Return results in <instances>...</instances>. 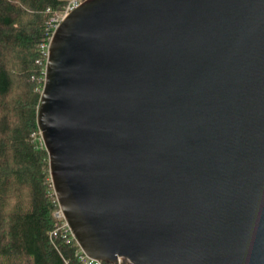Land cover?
<instances>
[{"label":"water","instance_id":"1","mask_svg":"<svg viewBox=\"0 0 264 264\" xmlns=\"http://www.w3.org/2000/svg\"><path fill=\"white\" fill-rule=\"evenodd\" d=\"M36 121L89 257L264 264V0H83Z\"/></svg>","mask_w":264,"mask_h":264},{"label":"trees","instance_id":"2","mask_svg":"<svg viewBox=\"0 0 264 264\" xmlns=\"http://www.w3.org/2000/svg\"><path fill=\"white\" fill-rule=\"evenodd\" d=\"M65 1L0 0V264L73 260L75 245L48 237L55 195L36 121L44 83L38 46L49 14Z\"/></svg>","mask_w":264,"mask_h":264},{"label":"built area","instance_id":"3","mask_svg":"<svg viewBox=\"0 0 264 264\" xmlns=\"http://www.w3.org/2000/svg\"><path fill=\"white\" fill-rule=\"evenodd\" d=\"M82 1L83 0H66L63 6L59 10H54L49 14L44 27L45 38L39 43L38 46L40 57L35 59V63L42 66L43 75H45L48 46L54 30L56 29L60 21L72 9L77 7ZM47 11H50L49 8H47ZM52 219H53V226L48 231V237L50 241L54 243L55 238H60L65 243H72L73 245H75V250L73 252V260H71L69 257L61 255L63 264H124L125 262L129 263V261L126 258L121 256H118L114 262H106L100 259L89 257L85 252H83L64 216L61 207L57 202L56 197H55V207L52 210Z\"/></svg>","mask_w":264,"mask_h":264},{"label":"rangeland","instance_id":"4","mask_svg":"<svg viewBox=\"0 0 264 264\" xmlns=\"http://www.w3.org/2000/svg\"><path fill=\"white\" fill-rule=\"evenodd\" d=\"M35 138H36V139L38 140V142H39V140H40L39 137H35Z\"/></svg>","mask_w":264,"mask_h":264}]
</instances>
